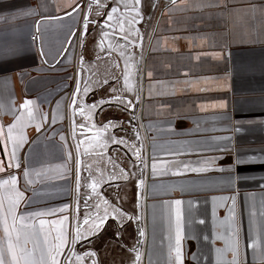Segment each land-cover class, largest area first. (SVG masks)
I'll return each mask as SVG.
<instances>
[{"label": "crops", "instance_id": "crops-1", "mask_svg": "<svg viewBox=\"0 0 264 264\" xmlns=\"http://www.w3.org/2000/svg\"><path fill=\"white\" fill-rule=\"evenodd\" d=\"M156 1L0 0V264H264V0Z\"/></svg>", "mask_w": 264, "mask_h": 264}, {"label": "water", "instance_id": "water-1", "mask_svg": "<svg viewBox=\"0 0 264 264\" xmlns=\"http://www.w3.org/2000/svg\"><path fill=\"white\" fill-rule=\"evenodd\" d=\"M163 1H168L169 5L176 2L175 0H163ZM80 9H82V10L84 9L83 2L79 3L73 10H71L68 13V15L74 14L77 11H79ZM85 9H86V15L84 17V19H85L84 27L86 25V22L88 21V23L90 25H92V27H93L92 28V32H94V33L96 31H99V30H102V29H109V30H113L114 29L113 26L109 23L108 14H107L108 12L107 13L105 11H95V12H93V6L90 3L85 5ZM103 9H105V8H103ZM162 11H163V9H162ZM91 14H93L95 16V19H93V20L90 19V16H92ZM145 20H147V19H145ZM145 22H147V21H145ZM76 33H77V31H73V33L71 34L70 38L68 39V41H67V43L65 45L64 50L62 51L61 55L59 56L57 62H59L62 59V57L65 55V53L67 52L68 47L70 46V44H71L73 38L75 37ZM40 53L42 55L41 51H40ZM78 167H80V166L78 165ZM98 200H99L98 198H94L92 200L91 196L88 195V194L83 195L82 202H83L84 205L82 207H80V210H85L87 212H92L93 211V213L90 214L88 217H86L85 219H83L81 221V223L79 225L80 228H82L84 225L89 224L90 222L95 220L101 214V211L96 209L97 207L91 204V201H92L93 204L97 205L98 204Z\"/></svg>", "mask_w": 264, "mask_h": 264}, {"label": "flooded vegetation", "instance_id": "flooded-vegetation-1", "mask_svg": "<svg viewBox=\"0 0 264 264\" xmlns=\"http://www.w3.org/2000/svg\"><path fill=\"white\" fill-rule=\"evenodd\" d=\"M84 179V178H83ZM88 189V190H87ZM75 193H74V203H76V205L74 204L72 210H71V214H72V218H73V224L74 222L76 223L74 226L72 225V230H71V234H72V238L73 240L77 241L79 238L82 237V233H83V229H87L89 227H87L89 224L87 225H84L82 228L79 227L81 221L83 219H85L86 217H88L90 214L93 213L92 212H88V214L84 217L81 216V212H80V207H82L84 204L82 202V199H83V195L85 194H88L91 196V199L93 200L94 198H97V197H92L93 194H96V188H94L92 186V183L91 182H88L87 184L85 182L82 181V178L80 179H77V181H75ZM86 190L85 192H82ZM96 211V210H95ZM77 230V231H76ZM99 231V230H98ZM97 231V232H98ZM76 232V233H75ZM114 232L116 234V229L114 228ZM90 242V241H89ZM90 256H78V255H75V252L73 251L70 256H69V259L65 260V262L63 264H98L97 261H93V259L89 258ZM100 264H103L101 261H100Z\"/></svg>", "mask_w": 264, "mask_h": 264}, {"label": "rangeland", "instance_id": "rangeland-1", "mask_svg": "<svg viewBox=\"0 0 264 264\" xmlns=\"http://www.w3.org/2000/svg\"><path fill=\"white\" fill-rule=\"evenodd\" d=\"M31 168H32V166H31ZM33 169H34V168H32L31 171H33Z\"/></svg>", "mask_w": 264, "mask_h": 264}, {"label": "built area", "instance_id": "built-area-1", "mask_svg": "<svg viewBox=\"0 0 264 264\" xmlns=\"http://www.w3.org/2000/svg\"><path fill=\"white\" fill-rule=\"evenodd\" d=\"M36 36H33V39H35Z\"/></svg>", "mask_w": 264, "mask_h": 264}]
</instances>
